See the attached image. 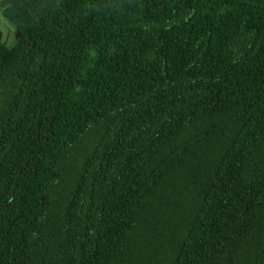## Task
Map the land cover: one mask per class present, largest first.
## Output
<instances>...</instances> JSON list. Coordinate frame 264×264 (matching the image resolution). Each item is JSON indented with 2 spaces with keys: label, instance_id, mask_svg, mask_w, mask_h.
<instances>
[{
  "label": "trees",
  "instance_id": "obj_1",
  "mask_svg": "<svg viewBox=\"0 0 264 264\" xmlns=\"http://www.w3.org/2000/svg\"><path fill=\"white\" fill-rule=\"evenodd\" d=\"M0 264H264V0H6Z\"/></svg>",
  "mask_w": 264,
  "mask_h": 264
},
{
  "label": "flooded vegetation",
  "instance_id": "obj_2",
  "mask_svg": "<svg viewBox=\"0 0 264 264\" xmlns=\"http://www.w3.org/2000/svg\"><path fill=\"white\" fill-rule=\"evenodd\" d=\"M6 4L7 1L6 0H0V14L7 19L4 15H5V10H6ZM8 24H11L8 21ZM13 30H10L9 32V37H7L6 41L3 40V42L8 45L11 46L13 44H15L16 42L19 41V39L21 38V34H19L18 30L16 29V27H13Z\"/></svg>",
  "mask_w": 264,
  "mask_h": 264
},
{
  "label": "rangeland",
  "instance_id": "obj_3",
  "mask_svg": "<svg viewBox=\"0 0 264 264\" xmlns=\"http://www.w3.org/2000/svg\"><path fill=\"white\" fill-rule=\"evenodd\" d=\"M13 26L8 24V21L0 14V37L2 40L6 41L9 37L10 30H13Z\"/></svg>",
  "mask_w": 264,
  "mask_h": 264
},
{
  "label": "water",
  "instance_id": "obj_4",
  "mask_svg": "<svg viewBox=\"0 0 264 264\" xmlns=\"http://www.w3.org/2000/svg\"><path fill=\"white\" fill-rule=\"evenodd\" d=\"M7 20V19H6ZM8 21V20H7ZM11 25L14 27V25L11 23Z\"/></svg>",
  "mask_w": 264,
  "mask_h": 264
}]
</instances>
